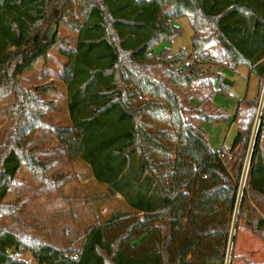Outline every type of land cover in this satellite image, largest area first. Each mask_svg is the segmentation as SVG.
Here are the masks:
<instances>
[{
  "label": "trees",
  "instance_id": "16d2710c",
  "mask_svg": "<svg viewBox=\"0 0 264 264\" xmlns=\"http://www.w3.org/2000/svg\"><path fill=\"white\" fill-rule=\"evenodd\" d=\"M68 13L78 19L76 46L61 51L72 121L63 126L51 122L56 102L42 97L52 83L32 89L19 77L57 44L56 34L45 36L44 25L54 20L58 26ZM184 16L193 29L192 53L184 48L157 53L162 40L181 34L175 20ZM209 59L226 61L232 69L246 64L262 82L264 0H0V95H13V125L0 150V211L15 213L5 199L23 164L44 184L56 186L60 177L48 174L55 158L38 155L61 153L81 160L96 181L108 185V194H120L135 212L121 211L118 219L93 225L77 250L0 228V264H27L19 257L24 251L38 264H225L237 207L242 219L248 199L264 197L253 187L264 191V145L253 149L252 184L239 203L258 98H243L237 106L234 120L244 105L250 115L238 127L230 156L214 150L202 125L185 117L189 112L201 121L230 118L200 107L212 104L217 90L229 94L224 75L203 68ZM153 67L162 69L166 80L156 77ZM198 85L212 94L191 107L202 92L195 88L184 103L183 89ZM140 93L162 101L134 105ZM155 108L168 110L172 132L146 130L145 112ZM45 129L54 131L57 147L34 146ZM173 135L175 146L165 140ZM149 144L159 148V164L151 160ZM169 152L174 156L168 158ZM246 226L264 241L263 216Z\"/></svg>",
  "mask_w": 264,
  "mask_h": 264
},
{
  "label": "rangeland",
  "instance_id": "374dc122",
  "mask_svg": "<svg viewBox=\"0 0 264 264\" xmlns=\"http://www.w3.org/2000/svg\"><path fill=\"white\" fill-rule=\"evenodd\" d=\"M64 18L66 21H59L55 32L57 44L50 50L48 57L38 61L36 66L21 75L19 80L24 86L34 89L43 83L41 80L42 76H55L57 79L52 81L51 89L42 94V97L47 100H55L56 107L58 106L59 108L57 113H51L52 111L49 113L51 122L68 126L72 124V121L66 112L65 83L61 79L67 58L61 51L67 46H76L77 31L74 29L73 23L78 17L76 14L68 13V16L65 15ZM55 22L53 20L44 25L46 37H51ZM175 23L181 26V34L173 40H162L156 46L157 52L161 53L165 49L176 52L179 48H184L190 55L192 53L193 29L189 20L186 17H182ZM209 60L210 63L207 62L202 65L207 70H222L224 64H227L226 61L216 62L212 59ZM152 70H154L156 77L166 80V75H164L162 69L153 67ZM249 70L245 64L239 66L237 70L230 67L225 69V72H222L224 78H228L233 82L231 85L228 84L229 94L225 95L221 90H217L213 94L212 104H204L200 100L204 96L212 94L208 87L203 85L184 87L183 92L185 95L182 99L186 103L188 96L192 95L193 90L199 87L202 94L199 98L195 97L192 100V103H190L191 107H195L201 102L200 107L208 112H224L230 115L229 119L216 122L201 121L197 116L189 112L185 114V117L190 122L202 125L208 142L214 150L224 149L225 153L230 156L229 151L237 135L238 127L241 125L242 119L244 117V119H247L250 115V113L245 112L247 106L244 105L242 114L233 121L237 106L240 100L245 97L247 99L258 98L250 130L249 146L243 162L238 193L239 203L244 188L248 189L249 185L252 184V151L259 142L264 145V124L262 121L264 117V79L260 82L259 78L253 73H251L249 78ZM148 101L159 103L162 99L157 96H148L140 93L137 98L132 100V103L139 105ZM12 108L13 95L11 93L0 95V150L4 147L5 139L12 129ZM144 116V127L149 132H154L159 130V128L172 132L173 126L170 123L171 118L167 109L155 108L148 110ZM165 140L169 141L171 146L176 145L174 135ZM59 144L60 142L54 131L45 129L38 133L34 146L48 150L57 147ZM146 146L151 160L159 164V159L162 158L159 154V148L150 144ZM171 156H174L172 152L167 153L168 158ZM38 157L55 158V163L48 169V174L53 178L60 177V182L56 186L54 184H44L27 165L23 164L5 199L6 203L14 207L15 213L5 209L1 210L0 228L7 229L23 237L35 238L57 247L77 250L81 247L86 232L93 225L104 223L110 218L118 219L121 211L130 212L128 213L129 215L135 213L126 207L120 194H108V185L96 181L91 169L81 160H69L61 153H43L39 154ZM157 170L159 172V168ZM253 187L259 192H264L254 185ZM260 216L264 217L263 196H258L257 199H248L242 219H239V208L237 207L229 231L225 264H264L263 259L255 262L256 257L254 262L251 261V263L244 255L246 243L252 237L255 240L254 249L258 251L260 248L264 256V241L246 226L248 221H255ZM262 233L264 235V230ZM19 257L22 260H26L27 264H38L28 251L20 253Z\"/></svg>",
  "mask_w": 264,
  "mask_h": 264
},
{
  "label": "crops",
  "instance_id": "0c3cea01",
  "mask_svg": "<svg viewBox=\"0 0 264 264\" xmlns=\"http://www.w3.org/2000/svg\"><path fill=\"white\" fill-rule=\"evenodd\" d=\"M184 17H186V16H184ZM182 18V17H181ZM181 18H179V19H177V20H175V22H177L178 20H180ZM186 18H188V17H186ZM189 20V19H188ZM189 23H190V21H189ZM180 26V25H179ZM190 26H191V24H190ZM181 27V26H180ZM182 29V28H181ZM180 49V48H179ZM178 49V50H179ZM154 50L157 52V48L155 47L154 48ZM177 50V51H178ZM176 51V52H177ZM158 53V52H157ZM171 53H175V52H171ZM207 62H209L210 63V60H207V61H203L202 62V65H204L205 63H207ZM246 65V64H245ZM241 66V65H240ZM248 66V65H247ZM228 64H224V68L222 69V70H217L218 72H220L221 74H223L222 72H225V69H228ZM248 68L250 69L249 70V78H250V76H251V73H253L252 71H251V68L248 66ZM235 70H237V68L235 69ZM254 74V73H253ZM256 75V74H255ZM257 76V75H256ZM49 79V80H48ZM57 78L55 77V76H53V75H44V76H42L41 77V80L43 81V83L42 84H40V85H45V84H49V83H53L52 81H55ZM48 81H50L49 83H48ZM216 86L218 87L219 86V83L218 82H216ZM65 96H66V112H67V115L69 116V112H68V106H67V99H68V97H67V87H66V84H65ZM245 98H247V97H245ZM51 101H55V100H51ZM57 109H59L58 108V106L56 107V109L54 110V112L52 111L51 113H57L58 112V110ZM57 110V111H56ZM69 119H70V116H69ZM233 121H235L234 119H233ZM252 240V241H251ZM251 240L250 241H247V243H246V245L247 246H245V253H244V255H245V257H246V259H248V260H250V262L252 261V262H254V259H255V257H256V260H255V262H259L260 260H264V256H263V254H262V252L260 251V248H259V250L257 251V250H255L254 249V247H255V240H254V238H252L251 237ZM263 249H264V246H263ZM251 262V263H252Z\"/></svg>",
  "mask_w": 264,
  "mask_h": 264
},
{
  "label": "water",
  "instance_id": "95a60500",
  "mask_svg": "<svg viewBox=\"0 0 264 264\" xmlns=\"http://www.w3.org/2000/svg\"><path fill=\"white\" fill-rule=\"evenodd\" d=\"M53 26H54V27H53L54 29L52 30L53 32L51 33V37H52V38L54 37L55 32L57 31V25L54 24ZM50 29H51V28H50ZM51 37H50V38H51ZM223 82L226 83V84H230V85L233 83V82H232L231 80H229L228 78H224V79H223Z\"/></svg>",
  "mask_w": 264,
  "mask_h": 264
},
{
  "label": "built area",
  "instance_id": "2783aa9c",
  "mask_svg": "<svg viewBox=\"0 0 264 264\" xmlns=\"http://www.w3.org/2000/svg\"><path fill=\"white\" fill-rule=\"evenodd\" d=\"M252 154H253V151H252ZM252 156V155H251ZM243 174H244V172H243Z\"/></svg>",
  "mask_w": 264,
  "mask_h": 264
}]
</instances>
